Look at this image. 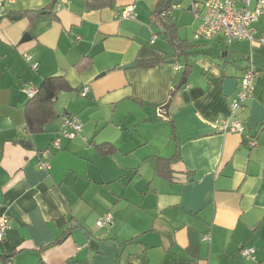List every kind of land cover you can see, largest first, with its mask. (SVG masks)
Masks as SVG:
<instances>
[{"label": "crops", "instance_id": "crops-1", "mask_svg": "<svg viewBox=\"0 0 264 264\" xmlns=\"http://www.w3.org/2000/svg\"><path fill=\"white\" fill-rule=\"evenodd\" d=\"M133 1L6 6L0 216L10 227L0 264H264V43L195 40L200 20L191 0H176L195 18L183 35L173 10L186 41L177 53L164 33L152 42L158 0H136V18H118ZM256 27L264 33V18ZM251 57L256 87L238 116L257 141L253 148L214 124L231 113ZM149 60L156 62L141 64ZM129 63L136 65L121 67ZM49 76L65 77L71 88L57 95L45 130L33 134L27 89ZM67 113L80 117L82 130L61 136L58 147ZM250 246L256 251L243 256Z\"/></svg>", "mask_w": 264, "mask_h": 264}, {"label": "built area", "instance_id": "built-area-1", "mask_svg": "<svg viewBox=\"0 0 264 264\" xmlns=\"http://www.w3.org/2000/svg\"><path fill=\"white\" fill-rule=\"evenodd\" d=\"M17 0H0V20L6 14V6L15 3ZM180 7L179 4L172 3L170 7L165 8L154 16V21L160 29L164 31L162 21L174 9ZM136 0L122 7L117 16L119 19H135L137 16ZM191 13L200 23L194 31L193 38L195 40H213L221 39L226 45L231 43L247 40L249 42L258 41L264 43V33H259L256 24L264 18V0H191ZM157 38L155 32L152 37V42ZM30 61L31 57L27 56ZM38 63H32V67L37 68ZM258 70L250 58V64L243 73L239 81L238 94L236 99L231 103V113L227 116L219 117L214 124L217 130L221 133H235L245 137L250 147L257 146V141L254 136L247 134L244 121L238 116V113L244 109L247 100L253 95ZM39 90L38 86H30L27 89L29 97H33ZM90 91V86L85 85L81 93L87 95ZM82 121L76 114L67 113L63 116L62 126L58 131V137L54 139V145L60 146L61 136L69 139L76 138L82 130ZM264 132V128H263ZM60 135V136H59ZM110 216L107 219H100L97 224L102 225L110 221ZM10 219L7 215L0 216V240H2L8 228L10 227ZM205 239H210L206 236ZM256 251L255 247H244L241 251L245 257H250Z\"/></svg>", "mask_w": 264, "mask_h": 264}, {"label": "trees", "instance_id": "trees-1", "mask_svg": "<svg viewBox=\"0 0 264 264\" xmlns=\"http://www.w3.org/2000/svg\"><path fill=\"white\" fill-rule=\"evenodd\" d=\"M176 0H158L155 9L154 16L167 7H170L172 3L179 4L183 8L180 2H175ZM202 2L203 0H197ZM90 7H102L110 4L112 0H88ZM93 3V4H92ZM175 10V9H174ZM191 11V9L189 10ZM30 12V11H29ZM27 12V13H29ZM171 11L167 17L162 21L164 26V33L168 38L169 42L174 46L177 53H179L186 45L185 40H181L177 36V29L175 22L172 18ZM46 13V11H38L37 14L41 15ZM155 18H153L154 20ZM155 22V21H154ZM156 23V22H155ZM155 60L144 61L141 64L144 66H153ZM38 92L31 98L32 105L27 109V125L29 130L34 133L43 132L46 126L51 122V120L56 116L54 109V100L57 95L65 90H69L71 87L65 77L62 76H49L46 77L41 83Z\"/></svg>", "mask_w": 264, "mask_h": 264}, {"label": "rangeland", "instance_id": "rangeland-1", "mask_svg": "<svg viewBox=\"0 0 264 264\" xmlns=\"http://www.w3.org/2000/svg\"><path fill=\"white\" fill-rule=\"evenodd\" d=\"M186 1H187V0H185V2L183 3L184 6L187 4ZM180 9H182V8H179V9H177V10H174L173 15H174L175 19L179 22V24H180L181 27H182V34L184 35L185 32L187 31V32H188V35H190L191 26H192V24H193V20H194L195 18L193 19V17L190 16V15H188V13H187L186 11H184V10H180ZM181 11H183V12H182V13H183V16L181 17V19H179V17H178V13H181ZM195 21H196V20H195ZM197 21H198V20H197ZM156 25H157V24H156ZM156 33H157V37H158L159 39H163V37H162V33L160 32V29H159L158 26L156 27Z\"/></svg>", "mask_w": 264, "mask_h": 264}, {"label": "water", "instance_id": "water-1", "mask_svg": "<svg viewBox=\"0 0 264 264\" xmlns=\"http://www.w3.org/2000/svg\"><path fill=\"white\" fill-rule=\"evenodd\" d=\"M136 65V63H129V64H127V65H123V66H121L122 68H128V67H133V66H135ZM105 74V72H103V73H101L100 74V76H102V75H104ZM183 84V83H182ZM181 84V85H182ZM180 85V86H181ZM170 104H171V101H169L168 103H166V104H164V105H162L161 106V115L162 116H168V114H169V106H170ZM21 142H23V144L24 145H26L27 147H32L33 145H32V143H31V141H28V140H24V141H21Z\"/></svg>", "mask_w": 264, "mask_h": 264}]
</instances>
